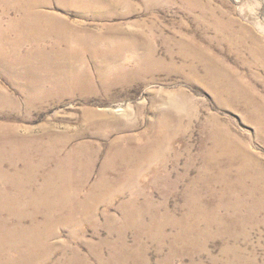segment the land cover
<instances>
[{
	"label": "rangeland",
	"instance_id": "374dc122",
	"mask_svg": "<svg viewBox=\"0 0 264 264\" xmlns=\"http://www.w3.org/2000/svg\"><path fill=\"white\" fill-rule=\"evenodd\" d=\"M0 238V264H264V0H0Z\"/></svg>",
	"mask_w": 264,
	"mask_h": 264
},
{
	"label": "bare ground",
	"instance_id": "6f19581e",
	"mask_svg": "<svg viewBox=\"0 0 264 264\" xmlns=\"http://www.w3.org/2000/svg\"><path fill=\"white\" fill-rule=\"evenodd\" d=\"M71 32V31H70ZM77 33V32H76ZM74 34V33H73ZM87 36V35H86ZM86 39H88V41L89 42H96V37L95 36H92L91 34L90 35H88L87 37H86ZM99 42H100V40H98ZM111 43V42H110ZM120 44V43H119ZM92 45L93 44H89L88 46H87V51L88 50H91L93 53H91L90 52V54H91V56L93 57V58H95L94 59V65L97 67V69L98 68H100L99 66H101V68H102V66H104L105 64L104 63H108L109 61H111L112 60V58H114L115 57V55H117V54H115V51H111V53L108 55V54H105V51L106 50H104V51H100L99 49H98V47L99 46H97V48H92ZM123 46V45H122ZM113 48V47H112ZM114 48H116V47H114ZM108 49V48H107ZM118 49V48H117ZM122 49V48H121ZM73 51H71L70 52V55H66V56H63V58L62 59H66V60H68V61H70L71 63H73V64H78L79 63V59H82V57L83 56H81L80 54H78V52H76L75 51V49H72ZM83 50V49H82ZM110 50V49H109ZM118 51V50H117ZM80 52V51H79ZM118 53V52H117ZM187 53V52H186ZM119 57V56H118ZM97 59V60H96ZM100 61V63H99V61ZM112 61H114V60H112ZM81 62V61H80ZM110 63V62H109ZM105 66H107V65H105ZM83 74H87V72H84V73H82L81 75H83ZM89 82V81H88ZM175 105H177V106H179L178 104H175ZM167 116H168V120H171L172 122H175V124H177V126H179L178 124H179V122L183 119V116H181V115H178V116H175V115H173V113H169V114H167ZM179 117H181L180 119H178ZM88 121L90 122V124L91 125H94V126H98V125H104L105 124V122L108 120V119H111L110 117H109V115H107V114H100V113H89L88 114ZM167 119V118H166ZM173 119H178V120H176V121H174ZM169 125H170V123H169ZM174 125V124H173ZM106 127V126H105ZM111 128V127H110ZM126 130V129H125ZM166 136V135H165ZM173 136H174V134H173ZM168 138V137H167ZM151 148V147H150ZM160 148V147H159ZM229 150V149H228ZM128 155L130 154V153H127ZM144 155V157L145 158H147L146 156L147 155H149L148 153H147V151H145L142 155H141V157ZM141 157H139V158H141ZM150 157V156H149ZM153 157V156H152ZM116 158L117 159H121V156L119 157L118 155H116ZM122 158H123V156H122ZM145 158H144V160H145ZM133 159V158H132ZM152 159V158H151ZM139 160V159H138ZM74 161H76V160H74ZM120 161V160H119ZM151 161V160H150ZM67 162V161H66ZM126 162V159H121V163L123 164V163H125ZM141 162V161H140ZM62 163V162H61ZM113 163V162H112ZM88 164V163H87ZM144 165H146V164H144ZM85 166V164H83V162L82 161H80V160H77L76 162H71L70 161V159L68 160V162H67V164L66 163H64L63 165H59V167H58V172H65V173H71L72 171H75V170H77V169H83V167ZM137 166V165H136ZM120 167V166H119ZM128 168V167H127ZM139 168V167H138ZM122 169V168H121ZM77 172H79V171H77ZM73 173V172H72ZM132 175V174H131ZM194 183V182H193ZM196 184V183H195ZM107 185V184H106ZM175 188V187H174ZM193 200H194V202L196 201V197L195 198H193ZM194 210H196V209H194ZM10 241H11V239H5V238H0V244L1 245H3V242H4V244H10ZM31 241H33V243L35 244V243H37L38 242V239H36V238H34V239H32ZM40 242V241H39ZM28 244V241H26V242H24L23 243V245H27ZM35 246V245H34ZM34 253H35V251H33V255L32 256H28V258H26V259H24V258H22V260H20V261H18V262H15V263H17V264H28V259L29 258H31V259H35V258H33L34 257ZM37 258V257H36ZM16 261V260H15ZM14 263V262H13ZM104 263V262H103Z\"/></svg>",
	"mask_w": 264,
	"mask_h": 264
}]
</instances>
